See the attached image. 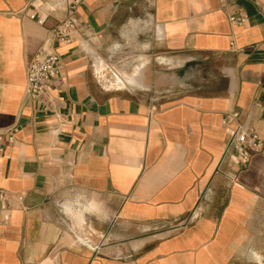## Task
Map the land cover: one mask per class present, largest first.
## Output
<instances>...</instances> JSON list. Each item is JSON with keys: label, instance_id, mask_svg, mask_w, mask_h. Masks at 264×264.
<instances>
[{"label": "crops", "instance_id": "crops-1", "mask_svg": "<svg viewBox=\"0 0 264 264\" xmlns=\"http://www.w3.org/2000/svg\"><path fill=\"white\" fill-rule=\"evenodd\" d=\"M50 5L0 0V264H264V147L234 164L222 123L264 141V0H84L68 43ZM46 40L55 111L25 92Z\"/></svg>", "mask_w": 264, "mask_h": 264}, {"label": "built area", "instance_id": "built-area-1", "mask_svg": "<svg viewBox=\"0 0 264 264\" xmlns=\"http://www.w3.org/2000/svg\"><path fill=\"white\" fill-rule=\"evenodd\" d=\"M30 2L31 0H26ZM84 0H51L48 13L56 9H62L63 17L57 18L56 23L49 28L50 38L57 43H68L77 36H83L86 26L79 17V8ZM46 16L39 11L31 14V18L44 24ZM230 21L237 24H244L248 21V16L244 11H237L229 16ZM47 40L42 49L38 51L28 64L26 69V96L39 101L45 109L55 111L57 103L51 93L52 87L62 85V62L61 56L56 51L46 48ZM240 113L237 110L229 111L223 118L225 126H233L228 140V147H232L230 159L234 164L248 166L253 156L264 147V141L259 132L252 127L240 122ZM15 128L6 130L9 139L14 138ZM7 133L0 131V155L4 150V137ZM24 194L11 192L0 187V212L3 221H8L11 212L23 206Z\"/></svg>", "mask_w": 264, "mask_h": 264}]
</instances>
